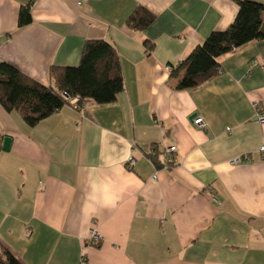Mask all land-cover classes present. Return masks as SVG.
I'll return each instance as SVG.
<instances>
[{"label":"crops","instance_id":"1","mask_svg":"<svg viewBox=\"0 0 264 264\" xmlns=\"http://www.w3.org/2000/svg\"><path fill=\"white\" fill-rule=\"evenodd\" d=\"M30 1L0 0V61L47 85L52 65H78L85 42L102 38L120 55L125 89L35 126L0 103V251L22 264H264V122L254 106L264 115V39L221 56V72L194 89H176L165 69L226 29L236 1L33 0V22L20 27ZM138 5L156 15L143 31L126 24ZM153 144L165 161L175 145V163L157 167ZM92 227L99 245L88 243Z\"/></svg>","mask_w":264,"mask_h":264},{"label":"trees","instance_id":"2","mask_svg":"<svg viewBox=\"0 0 264 264\" xmlns=\"http://www.w3.org/2000/svg\"><path fill=\"white\" fill-rule=\"evenodd\" d=\"M235 1L238 12L226 29L212 30L185 59L170 64L174 66L170 76L176 79V89L201 86L221 72V56L253 40L264 39V2ZM32 7L33 0L21 5L18 17L20 27L33 22ZM155 20L156 15L152 11L138 5L126 24L133 30L143 31ZM144 45L147 53H151L156 43L145 39ZM49 78V84H43L17 66L0 61V103L7 111H17L27 124L35 126L64 106H73L71 100L74 98H78L79 106L88 100L109 104L118 101L125 89L120 55L113 44L102 38L85 42L78 65H52ZM163 155L158 144H153L148 154L157 167L165 166ZM0 264L22 263L2 246Z\"/></svg>","mask_w":264,"mask_h":264},{"label":"built area","instance_id":"3","mask_svg":"<svg viewBox=\"0 0 264 264\" xmlns=\"http://www.w3.org/2000/svg\"><path fill=\"white\" fill-rule=\"evenodd\" d=\"M173 68H174V66H172V65H166L165 66V69L167 71H169V72H171ZM71 104L74 107H79L78 98L72 99L71 100ZM254 106L257 108V111H258L257 112V116H258L259 121L260 122H264V115L262 114L261 105L258 102H254ZM194 123L197 126L201 127V128H205L206 127V122L204 120V117H202V116L196 117L194 119ZM176 150H177V147L175 145H170V146L166 147V155H165V159H166L165 163L166 164H165V167L168 164L175 163L176 159L172 155V153H174ZM261 151L264 152V146L261 147ZM243 161H244V157H237L236 159L233 160V163H242ZM134 163H135L134 159L130 158L129 159V163H128L129 166L132 167L134 165ZM211 195L213 196L214 200H217L214 194H211ZM25 236H29V233H26ZM101 241H102L101 233L99 232V230L96 227H92L91 230H90V236H89V239H88V243L92 244V245H99L101 243ZM79 264H87L84 256L81 257V260H80Z\"/></svg>","mask_w":264,"mask_h":264},{"label":"water","instance_id":"4","mask_svg":"<svg viewBox=\"0 0 264 264\" xmlns=\"http://www.w3.org/2000/svg\"><path fill=\"white\" fill-rule=\"evenodd\" d=\"M12 138L10 136H5L3 140L2 148L4 150H9L11 147Z\"/></svg>","mask_w":264,"mask_h":264}]
</instances>
